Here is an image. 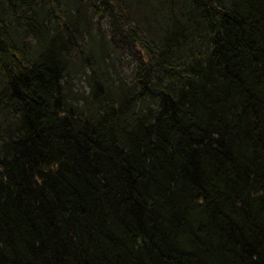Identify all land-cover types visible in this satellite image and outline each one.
Returning <instances> with one entry per match:
<instances>
[{
    "label": "trees",
    "instance_id": "obj_1",
    "mask_svg": "<svg viewBox=\"0 0 264 264\" xmlns=\"http://www.w3.org/2000/svg\"><path fill=\"white\" fill-rule=\"evenodd\" d=\"M0 264H264V0H0Z\"/></svg>",
    "mask_w": 264,
    "mask_h": 264
},
{
    "label": "rangeland",
    "instance_id": "obj_2",
    "mask_svg": "<svg viewBox=\"0 0 264 264\" xmlns=\"http://www.w3.org/2000/svg\"><path fill=\"white\" fill-rule=\"evenodd\" d=\"M125 57H126V56H125ZM123 59H124V55L122 54V55H121V60H123ZM127 71H129V69H128V70L125 69V72H123V73H126V74H127ZM76 87H77V86H75V87L73 86V87H71V88H73L74 90H76ZM83 89H84V88H81L79 91H82Z\"/></svg>",
    "mask_w": 264,
    "mask_h": 264
}]
</instances>
